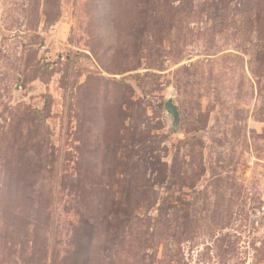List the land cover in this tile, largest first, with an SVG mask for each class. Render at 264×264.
<instances>
[{
	"label": "rangeland",
	"instance_id": "obj_1",
	"mask_svg": "<svg viewBox=\"0 0 264 264\" xmlns=\"http://www.w3.org/2000/svg\"><path fill=\"white\" fill-rule=\"evenodd\" d=\"M0 264H264V0H0Z\"/></svg>",
	"mask_w": 264,
	"mask_h": 264
},
{
	"label": "water",
	"instance_id": "obj_2",
	"mask_svg": "<svg viewBox=\"0 0 264 264\" xmlns=\"http://www.w3.org/2000/svg\"><path fill=\"white\" fill-rule=\"evenodd\" d=\"M165 110L173 120V127L177 128L180 122V112L176 103L172 98H169L165 103Z\"/></svg>",
	"mask_w": 264,
	"mask_h": 264
}]
</instances>
